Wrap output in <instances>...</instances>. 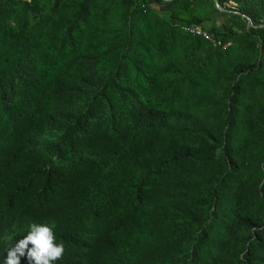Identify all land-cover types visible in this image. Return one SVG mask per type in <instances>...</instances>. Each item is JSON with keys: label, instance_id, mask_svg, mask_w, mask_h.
<instances>
[{"label": "trees", "instance_id": "16d2710c", "mask_svg": "<svg viewBox=\"0 0 264 264\" xmlns=\"http://www.w3.org/2000/svg\"><path fill=\"white\" fill-rule=\"evenodd\" d=\"M237 1L227 22L249 16L264 50V0ZM217 2L170 0V13L201 25L196 11ZM27 31L0 53V252L46 221L64 245L55 264H264V122L245 102L261 65L236 71L214 133L157 92L131 33L115 53L96 46L55 67Z\"/></svg>", "mask_w": 264, "mask_h": 264}, {"label": "rangeland", "instance_id": "374dc122", "mask_svg": "<svg viewBox=\"0 0 264 264\" xmlns=\"http://www.w3.org/2000/svg\"><path fill=\"white\" fill-rule=\"evenodd\" d=\"M169 1L157 4L144 0H0V53L13 44L20 29L27 28L31 52L37 55V61L58 67L56 57L61 60L64 54L93 52L96 46L101 47L100 52L115 53L131 33L136 43L134 50L141 54L142 64L154 65L153 69L157 70V92L167 99L175 95L176 106L187 105L186 111L214 133L224 113L227 89L236 71L248 74L246 68L261 65V71L252 73L247 79L250 85L245 102L255 106L252 118L263 125L264 50L261 39L249 32V20L245 18L241 27L240 19L232 17L227 22L225 14L228 10L244 8L237 0H225L217 10L202 4L196 13L205 18L203 24L184 25L186 22L172 17ZM78 15L69 31V23ZM213 18L230 23L233 31L217 33L213 30ZM67 32L73 39L62 43ZM158 66L163 68L159 70ZM176 86H181V93L175 94ZM183 142L198 145L193 138H184ZM219 154L220 149L209 165L217 164ZM190 168L185 175L191 179L197 175Z\"/></svg>", "mask_w": 264, "mask_h": 264}, {"label": "clouds", "instance_id": "9594fccd", "mask_svg": "<svg viewBox=\"0 0 264 264\" xmlns=\"http://www.w3.org/2000/svg\"><path fill=\"white\" fill-rule=\"evenodd\" d=\"M64 252V245L46 221L30 222L22 235L0 252V264H20L23 257L27 264H55ZM6 253V254H5Z\"/></svg>", "mask_w": 264, "mask_h": 264}, {"label": "water", "instance_id": "95a60500", "mask_svg": "<svg viewBox=\"0 0 264 264\" xmlns=\"http://www.w3.org/2000/svg\"><path fill=\"white\" fill-rule=\"evenodd\" d=\"M217 6H219V3L217 2ZM243 16H245L250 22H251V18L245 14H242Z\"/></svg>", "mask_w": 264, "mask_h": 264}, {"label": "built area", "instance_id": "2783aa9c", "mask_svg": "<svg viewBox=\"0 0 264 264\" xmlns=\"http://www.w3.org/2000/svg\"><path fill=\"white\" fill-rule=\"evenodd\" d=\"M220 44H221V42H220Z\"/></svg>", "mask_w": 264, "mask_h": 264}, {"label": "bare ground", "instance_id": "6f19581e", "mask_svg": "<svg viewBox=\"0 0 264 264\" xmlns=\"http://www.w3.org/2000/svg\"><path fill=\"white\" fill-rule=\"evenodd\" d=\"M209 36V35H208Z\"/></svg>", "mask_w": 264, "mask_h": 264}]
</instances>
